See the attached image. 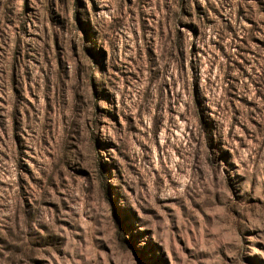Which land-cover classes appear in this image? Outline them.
<instances>
[{"label":"rangeland","instance_id":"374dc122","mask_svg":"<svg viewBox=\"0 0 264 264\" xmlns=\"http://www.w3.org/2000/svg\"><path fill=\"white\" fill-rule=\"evenodd\" d=\"M0 264H264V0H0Z\"/></svg>","mask_w":264,"mask_h":264}]
</instances>
